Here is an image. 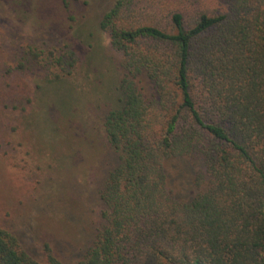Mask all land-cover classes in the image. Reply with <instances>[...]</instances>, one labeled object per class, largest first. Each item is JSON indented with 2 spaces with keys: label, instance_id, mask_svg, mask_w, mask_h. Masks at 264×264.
<instances>
[{
  "label": "trees",
  "instance_id": "obj_1",
  "mask_svg": "<svg viewBox=\"0 0 264 264\" xmlns=\"http://www.w3.org/2000/svg\"><path fill=\"white\" fill-rule=\"evenodd\" d=\"M99 26L121 54L103 118L116 161L76 264H264V0H114ZM44 249L0 227V264H63Z\"/></svg>",
  "mask_w": 264,
  "mask_h": 264
},
{
  "label": "rangeland",
  "instance_id": "obj_2",
  "mask_svg": "<svg viewBox=\"0 0 264 264\" xmlns=\"http://www.w3.org/2000/svg\"><path fill=\"white\" fill-rule=\"evenodd\" d=\"M113 2L0 0V227L41 261L47 244L76 264L100 221L116 161L103 118L123 73L99 26ZM167 172L177 198H191V163Z\"/></svg>",
  "mask_w": 264,
  "mask_h": 264
}]
</instances>
